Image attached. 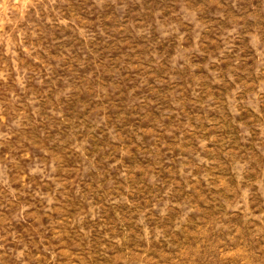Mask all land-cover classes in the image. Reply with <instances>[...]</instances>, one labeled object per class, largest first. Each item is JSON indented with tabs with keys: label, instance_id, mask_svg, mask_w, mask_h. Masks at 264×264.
Returning <instances> with one entry per match:
<instances>
[{
	"label": "rangeland",
	"instance_id": "rangeland-1",
	"mask_svg": "<svg viewBox=\"0 0 264 264\" xmlns=\"http://www.w3.org/2000/svg\"><path fill=\"white\" fill-rule=\"evenodd\" d=\"M0 264H264V0H0Z\"/></svg>",
	"mask_w": 264,
	"mask_h": 264
}]
</instances>
